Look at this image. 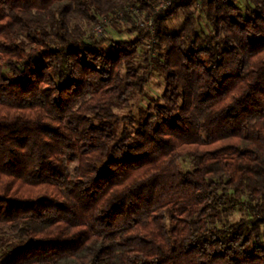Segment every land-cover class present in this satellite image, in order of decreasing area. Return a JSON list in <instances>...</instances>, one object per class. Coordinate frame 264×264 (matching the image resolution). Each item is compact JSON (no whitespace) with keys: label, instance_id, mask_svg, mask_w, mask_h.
I'll use <instances>...</instances> for the list:
<instances>
[{"label":"trees","instance_id":"16d2710c","mask_svg":"<svg viewBox=\"0 0 264 264\" xmlns=\"http://www.w3.org/2000/svg\"><path fill=\"white\" fill-rule=\"evenodd\" d=\"M150 1L0 0V264H264V0Z\"/></svg>","mask_w":264,"mask_h":264},{"label":"rangeland","instance_id":"374dc122","mask_svg":"<svg viewBox=\"0 0 264 264\" xmlns=\"http://www.w3.org/2000/svg\"><path fill=\"white\" fill-rule=\"evenodd\" d=\"M162 0H152L150 1V9L152 6L157 4ZM235 2L240 5L242 8L246 5L244 0H235ZM140 9V17L146 15L149 10H143L139 7H136ZM125 13H128L129 16L132 18L131 22H128L125 19ZM124 13V16L122 19H115L112 22L107 23L104 25L102 31L99 34L92 33V29L87 31L88 36L90 38L101 42L104 46H109L111 44L112 40H118V39H131L137 35V31L131 32L132 26L137 27L136 25V18H138L137 14H134L132 11H126ZM183 18V12H178L174 17L169 19L167 21V26L169 31H173L176 28H178L182 22ZM139 27V26H138ZM146 37L143 40V44L139 46V53L137 56L138 62H141L145 58V50H147L146 46ZM157 54V49L154 46V49L152 52L148 51V58L155 57ZM163 89V80L162 75L158 70H156L154 67L150 66L148 72H147V82L145 84L144 93L138 94L135 96L132 100L131 106L123 112L131 111L133 113H136L140 107L146 106V104L149 102V96H158ZM182 166L184 169L189 168V161L188 159L183 160ZM242 215H248V211L246 210V207L242 204L241 206L231 210L230 215L228 216L229 220H235L238 219Z\"/></svg>","mask_w":264,"mask_h":264},{"label":"built area","instance_id":"2783aa9c","mask_svg":"<svg viewBox=\"0 0 264 264\" xmlns=\"http://www.w3.org/2000/svg\"><path fill=\"white\" fill-rule=\"evenodd\" d=\"M176 1L185 2L188 0H162L157 4H155L154 6H152L150 11L142 17H140V9L136 7L135 8L128 7L124 10H119L114 14H110L108 16H102L98 19L97 24L93 27L92 33L94 34L95 32L96 34H99L102 31L104 25H106L109 22H112L115 19H122L126 11H132L134 14L138 15V18H136V25L139 26L140 28H143L144 32L147 33L145 44L149 52H152L154 49L155 38H156L154 19L157 15H159L162 11L169 8L170 5Z\"/></svg>","mask_w":264,"mask_h":264}]
</instances>
